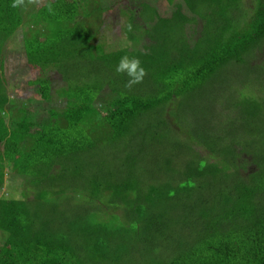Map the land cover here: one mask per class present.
I'll return each instance as SVG.
<instances>
[{
	"label": "trees",
	"instance_id": "1",
	"mask_svg": "<svg viewBox=\"0 0 264 264\" xmlns=\"http://www.w3.org/2000/svg\"><path fill=\"white\" fill-rule=\"evenodd\" d=\"M151 1L120 11L123 36L106 48L85 20L93 8L107 20L114 4L53 0L24 24L23 8L0 0V34L24 24L19 49L42 75L35 93L51 102L48 70L66 84L60 111L15 109L0 53V187L8 164L34 192L0 197V264H264V100L221 75L264 40V0L248 21L243 0H167L166 18ZM125 55L147 71L131 89L115 71ZM206 86L207 119L182 104ZM104 88L112 98L98 101ZM174 99L166 124L155 110ZM216 103L236 114L222 120Z\"/></svg>",
	"mask_w": 264,
	"mask_h": 264
},
{
	"label": "rangeland",
	"instance_id": "2",
	"mask_svg": "<svg viewBox=\"0 0 264 264\" xmlns=\"http://www.w3.org/2000/svg\"><path fill=\"white\" fill-rule=\"evenodd\" d=\"M53 0H38V3L28 4L27 0H25L26 6H21L24 11V24L28 22L31 17L33 18L36 11L42 6V4L46 2H51ZM89 2L91 0H88ZM134 0H116L114 3H112V0H99L101 3V6H104L109 2L108 4H114V7L107 6L105 10L103 11V14H105V17L107 20H101L97 21L96 19V10L93 8V12L90 14V19L85 20L87 22L91 23V30L93 33H95L96 37L101 36L100 41L104 43L106 48H109L112 45V42L120 41L122 34V29L126 25V19L122 14L120 15V11H126V8L132 7L131 11H138V3L133 2ZM79 3L84 2V0H78ZM174 2H179V0H174ZM152 6L156 9V12L159 17H168L170 12L173 11L174 6L172 4H168L167 0H152L151 1ZM243 11L246 12L247 16H240L239 19L248 21L250 15L254 11L256 7V2L254 0H243ZM102 11V10H101ZM100 12V14H102ZM135 12V13H136ZM134 15L137 16V14ZM190 16V15H189ZM80 18H83V16H80ZM136 21H141L138 17H136ZM24 24L22 25L23 30ZM22 28L17 30L15 32V35L12 38H9L7 36H2L0 34V53L3 54L4 59V78L6 82V92L8 94V97L10 99V102H12L11 107H20L22 102L27 101H34L35 104H33L32 111H36L38 109H48L51 107L52 109H57L60 111L62 108H64V101L59 99L56 91H59L62 87H64L66 84L63 82L61 75L56 70H48L44 77L47 81H49L50 85V103L47 104L43 102L39 95L35 93L34 88L29 85L30 82L35 80L36 78H39L41 75V72L37 69H32L28 64L26 63V59L24 57L23 52L19 49L20 39L19 37L23 38V32ZM188 30V27L186 28V31ZM35 32V29H33V33ZM194 33V32H193ZM189 34V31H188ZM187 34V36H188ZM196 37V34L193 35V41ZM189 39V43L192 41ZM150 43L148 39L145 37L140 40L138 45H135L137 49H143L142 46L145 44ZM191 44V43H190ZM233 67H229L222 71V76L226 77L228 73L232 74V77L234 79H237L239 81H243L247 84L249 89H255L258 92V95L260 98L264 100V40L253 50L249 52L248 55H246L243 58V63H240L239 65L231 64ZM244 66V67H243ZM260 66V67H259ZM262 66V67H261ZM247 68L248 70H245ZM218 81L223 86L226 84V80L223 78H218ZM262 84L260 85V82ZM217 84L214 85V89L216 88ZM212 87V85H211ZM210 89L207 91V86L202 89L195 97L193 98H186L183 100V106L187 107L189 106L191 114L195 115L197 112L202 111L205 118L207 119V100L208 95L211 91ZM107 88H104L103 91L98 96V101H104L107 98H112L111 95L108 94ZM37 92V91H36ZM224 94V92L222 93ZM30 99V100H26ZM215 100V98H213ZM181 100H172L169 104L164 105L162 108H158L155 111L159 113L160 119L166 122V124H170L172 121V112L177 111L179 109V103ZM222 106V103H220ZM220 106V107H221ZM214 110L216 113H223L221 108L216 103L214 105ZM234 108V107H233ZM13 109V110H15ZM182 110V109H181ZM225 114V116H224ZM234 114H236L234 111L231 113H223V119L232 117ZM40 115H42V111L40 112ZM226 115H229L226 117ZM190 130V129H189ZM189 130L187 132H189ZM187 133H183V140L185 141L184 135ZM181 136V137H182ZM196 151L198 152V156L202 158L203 160L207 161L208 153L200 148L197 147ZM3 174H4V181L3 186L0 187V197L4 199H25V197L29 198V200L34 199V192L29 188L26 190L25 188V178L21 176H17L14 173L10 172V167L8 164L3 165ZM25 190V192H24ZM24 192V195H23ZM6 238V235L4 233L0 232V241H3Z\"/></svg>",
	"mask_w": 264,
	"mask_h": 264
},
{
	"label": "clouds",
	"instance_id": "3",
	"mask_svg": "<svg viewBox=\"0 0 264 264\" xmlns=\"http://www.w3.org/2000/svg\"><path fill=\"white\" fill-rule=\"evenodd\" d=\"M28 4L38 3V0H27ZM26 6L25 0H13L12 7ZM132 26H128L131 31ZM115 71L119 75L127 76L126 88L131 89L133 86L142 83L144 77L147 75L146 69L138 57H130L128 55L122 56L116 65Z\"/></svg>",
	"mask_w": 264,
	"mask_h": 264
}]
</instances>
